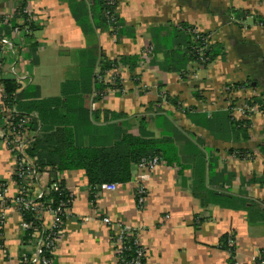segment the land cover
Masks as SVG:
<instances>
[{
  "label": "crops",
  "instance_id": "obj_1",
  "mask_svg": "<svg viewBox=\"0 0 264 264\" xmlns=\"http://www.w3.org/2000/svg\"><path fill=\"white\" fill-rule=\"evenodd\" d=\"M21 1L27 3L40 27L31 35L37 45L32 49L23 41L20 56L19 52L15 56L16 50L0 53V75L16 78L9 73L10 60L15 59L17 74L25 76L21 86H34L28 101L59 99L62 84L78 78L79 70L85 65L90 68L92 60L94 74L102 58L140 56L135 69L138 85L122 67L124 91H106L96 102L94 94L86 93L84 106L90 114L98 111V119H92L91 124L104 139L110 138L104 129L113 123L120 126L126 122L127 132L136 135L141 124L154 137H171L179 161L161 164L152 172H138L139 183L146 188L141 207L133 181L102 192L91 206L83 171L59 173L73 201L55 250V263L116 264L114 238L118 230L102 221V217H110L136 231L148 264H231L228 251L220 247L226 234L234 239V258L239 264H264L255 260L260 251L264 254V156L260 152L264 109H259L264 107V0H115L121 23L116 40L109 31H83L74 18L73 2L68 0H0V12L13 13ZM83 1L88 5L91 0ZM182 24L209 34L212 42L223 46L224 53L205 67L189 63L187 79L164 71L151 61L153 56L145 62L142 58L157 31L168 37L172 27L180 29ZM156 57V62L162 60L160 54ZM89 81L93 87V78ZM242 82L247 86L233 88L236 104L258 108L249 118L248 138L239 135L236 139L228 132L218 135L208 120L228 109L223 88ZM253 96L261 97V105H248ZM169 97L177 99L176 107ZM104 110L126 115L105 120ZM156 111L162 119L157 124L159 119L150 117ZM36 115L35 111L30 114ZM140 118H146L145 123H140ZM38 131L30 130L32 139ZM89 136H83L84 140ZM76 142H80L77 135ZM2 143L0 140V183L7 185L12 197L16 193L12 160ZM240 151L246 152L244 158L236 155ZM40 153L41 162L53 159L47 148ZM34 160L37 163L36 156ZM201 166L203 184H198ZM51 171L46 169L47 174ZM6 212L0 233V264H9V258L16 259L24 248L21 217L15 208Z\"/></svg>",
  "mask_w": 264,
  "mask_h": 264
},
{
  "label": "trees",
  "instance_id": "obj_2",
  "mask_svg": "<svg viewBox=\"0 0 264 264\" xmlns=\"http://www.w3.org/2000/svg\"><path fill=\"white\" fill-rule=\"evenodd\" d=\"M68 1L73 2L72 12L74 13V18L83 31L94 32L99 29L100 31H109L111 36L115 38L119 36L121 23L118 21L115 12V0H113L112 4H108V0H91L88 5L83 0ZM26 8L27 3L21 1L19 7L13 13L12 26L23 31L26 43L33 49L37 44L33 41L31 35L40 27L36 21L31 20V15L25 12ZM109 18H113V20L110 21ZM4 29L9 34L10 28L4 26ZM205 35L201 32L199 34L195 33L194 27L187 24H182L180 29L172 27L168 37L160 36L157 31L153 35L154 43H152L151 52L153 60L151 61L156 64L159 63L158 65L164 71L175 72L180 77H182L189 63H193L197 67H205L215 61L217 57L223 55V46L220 43H214L211 40L208 46L205 45L203 41ZM200 49H202L201 55L199 54ZM159 54L162 60L156 62V56ZM139 57L133 55L119 56L116 59L102 58L98 71L94 74L92 68L95 62L92 60L90 68L85 65L84 68L79 70L78 78L67 79L62 84V95L59 99H31L28 101L34 95V86L23 87L16 78H4L0 75V86L5 96L4 103L6 106L14 108L20 116H29L33 111L37 113L36 116H30L28 129L35 132L39 128V134L33 137L26 149L29 159L34 160L35 156L38 159L37 163L34 160L33 170L36 173H41L43 177H47L55 171L65 175V170L81 169L89 187L91 206H95L96 203V187L105 183H128L131 180L134 165L142 160L157 156L167 165L178 164L179 162L177 149L172 138L168 136L154 137L141 124L139 125L140 131L136 135L127 132L128 129L126 128L128 127L124 124L126 122H122L120 126L113 123L104 129L107 136L110 137L109 139H104L102 137L103 133L100 134L99 128L91 124L92 119H98V111L90 114L84 106L83 96L86 93L94 94L93 101L95 102L101 100L106 95V91L114 92L115 90L116 94L121 93L122 81L119 76H114V85H110L99 81L97 79L98 75L105 77L106 73L114 72L124 67L129 72V77L133 80V83L138 85L140 80H136L135 69L138 66ZM121 70H123L124 76L125 71L123 68ZM92 78L93 87L89 84V80ZM233 86H247V83H236ZM252 100L253 102L248 101L249 106L258 104L255 99L252 98ZM168 101L173 107L177 106V99L169 97ZM259 109L262 110L264 107L260 106ZM125 115V113H111L104 110L105 120L121 119ZM140 120L142 121L140 123H145L146 118H140ZM208 122L210 128L214 126L218 130V132L216 131L218 135L228 132L229 135H233L236 139H238L239 135L244 140L248 138L247 127L249 121L235 120L231 115L230 108L224 114H215ZM88 134L90 135L89 139L85 141L83 136ZM76 135L77 140L78 137L80 139L78 143L76 142ZM45 148H47L53 159L41 162L40 151L45 150ZM260 152L264 156V146L260 148ZM53 155H56L57 158H54ZM236 155L244 158L246 152L240 151ZM48 167L52 169L50 174L46 172ZM199 173L198 184H203L204 166H201ZM13 179L16 180L14 177ZM58 185L60 188L59 192L51 191L44 198L47 202L48 200L51 201L53 208L61 200H66L65 183L60 181ZM213 197L216 198V196ZM23 219L27 222H32L36 226L41 224L37 219V214L31 209H24ZM1 228L2 226H0V233L2 232ZM30 237L31 231H24L22 244L26 245ZM228 240V234L224 235L221 238L220 247L224 250H229V262L233 264L235 248L228 247ZM123 243L125 248L123 258L125 260L134 258L137 250L135 234L128 237ZM255 260L256 262L264 261L262 251L259 252V257Z\"/></svg>",
  "mask_w": 264,
  "mask_h": 264
},
{
  "label": "built area",
  "instance_id": "obj_3",
  "mask_svg": "<svg viewBox=\"0 0 264 264\" xmlns=\"http://www.w3.org/2000/svg\"><path fill=\"white\" fill-rule=\"evenodd\" d=\"M108 4H112L113 0H108ZM28 9H25L27 12ZM28 14V13H27ZM30 15V14H28ZM32 16V15H31ZM110 21L113 18H109ZM19 31L18 28H14V32ZM11 34H7L10 37ZM205 43V38H203ZM9 46L8 38H0V47ZM10 50V49H9ZM202 49L199 50V54H202ZM146 53L152 52V45L145 47ZM143 52V56L147 58V54ZM146 58H143L146 60ZM15 60V59H14ZM106 73L105 77L97 76L99 81L113 85L114 75L116 72ZM15 76L19 83L25 78V76L18 75L12 67L9 69V73ZM117 76V75H115ZM139 80V79H138ZM234 86H227L225 91L232 93ZM115 91V90H114ZM121 91H124L121 89ZM5 96L0 86V140L3 142L7 150L10 152L12 160V179L16 188V193L12 197L8 195V187L4 183H0V226L3 227L4 220L6 218V211L9 208H15L21 217L20 227L24 231L30 230L31 237L26 245H23L21 254L16 259L10 260L9 264H56L55 263V250L57 248L59 238L63 234L65 220L69 215V209L72 205L73 194L66 187V200H61L59 204L53 208L51 201H45L44 198L51 191L59 192L60 188L58 183L62 181V176L57 172H54L52 176L45 179L41 173H36L33 170L35 162L28 158L26 149L32 140L33 133L29 131L28 126L30 122V115L17 114L14 108L6 106L4 103ZM93 107V103H92ZM231 114H237L240 117L245 115L246 112L254 111V107H238L235 104L229 105ZM19 115V116H18ZM234 118V116H232ZM235 119V118H234ZM165 164V162L155 156L152 158L144 159L140 163L134 165L132 169L131 180L135 186L136 202L141 207L146 200V188L145 185L139 183L140 176L138 172H152L157 166ZM123 183H105L96 187L95 198L102 192L114 191ZM27 209L33 210L37 214V219L41 222L36 226L32 222H27L23 219V211ZM46 214H49V220H46ZM102 221L107 226L114 227L118 230L116 238H114V253L116 257V264H148L147 255L143 247L139 244L136 237V231L129 226H122L113 222L110 217H102ZM3 223V224H2ZM135 234V245L137 250L136 256L130 260L123 258L124 253V241L128 237ZM228 247H234V239L232 235H229ZM229 253V250H228ZM145 259V260H144ZM233 264H239L234 259Z\"/></svg>",
  "mask_w": 264,
  "mask_h": 264
},
{
  "label": "rangeland",
  "instance_id": "obj_4",
  "mask_svg": "<svg viewBox=\"0 0 264 264\" xmlns=\"http://www.w3.org/2000/svg\"><path fill=\"white\" fill-rule=\"evenodd\" d=\"M19 7V5L16 7V9ZM28 9V8H27ZM16 11V10H15ZM14 11V12H15ZM13 12V13H14ZM115 12H116V10H115ZM13 13H11V14H8V13H4V12H0V20H1V22H0V38H8V40H9V46H4V47H0V53H2V54H6L7 52H8V50L10 49V50H12V51H15L16 50V54H15V56H17V52H19V56L21 55V50L23 49V46H25V45H23V41H25V39H24V36H23V31L22 30H20L19 29V31H17V32H14V26H12V20H14V16H13ZM27 13L28 14H30V15H32V16H30V18H31V20H33V21H35V18L33 17V14H32V12L31 11H29V9H28V11H27ZM16 20V19H15ZM20 20V19H19ZM20 22V21H19ZM21 23H22V21H21ZM4 26H8V28H10L9 30H10V32H9V34H11L10 35V37H7V32L5 31V29H4ZM194 32L195 33H197V34H199V32L200 31H198L196 28H194ZM8 34V35H9ZM211 36L209 35V34H206L205 35V45H209L211 42ZM114 40H116V38L114 39ZM22 46V47H21ZM22 48V49H21ZM25 48V47H24ZM25 50V49H24ZM24 50H23V53H24ZM142 52H145L144 50L142 51ZM146 53V52H145ZM147 54V58L146 57H144L143 56V53H142V58H146V59H149V60H151V58H152V54H151V51H150V53H146ZM224 54V53H223ZM13 55V54H12ZM116 58H118V57H116ZM116 58H113V59H116ZM144 62H145V60H143ZM190 66V65H189ZM14 68V70L16 71V72H18V70H17V68H16V62H15V60L14 59H11L10 60V63H9V69L11 70V68ZM191 67H189V69L188 68H186V70L183 72V74H182V79L183 78H185V79H187V77L189 76V71L191 70L190 69ZM121 69H122V67L121 68H119V71L118 72H116V74L115 75H117V76H119V79L122 81V79H123V73H122V71H121ZM193 70H195L194 68H192V71ZM10 74H11V72H10ZM19 74V73H18ZM20 75V74H19ZM114 75V76H115ZM179 75V74H178ZM180 76V75H179ZM138 78H137V75H136V80H137ZM113 85H114V81H113ZM227 86H231L230 84L229 85H226L224 88H223V93H222V96H223V101L224 102H226L227 103V105H228V107H229V105H230V103L232 104L233 103V101H235L234 99H233V90H232V93L230 94V93H228V92H226L225 91V88L227 87ZM234 88V87H233ZM123 90V89H122ZM121 92H123V91H121ZM158 98V97H157ZM252 98L253 99H255V101L258 103V104H260L261 105V102H263L262 100H261V97L260 96H253V97H251V98H249L248 100H252ZM258 100V101H257ZM234 104H235V106L237 105L236 104V101L234 102ZM262 106V105H261ZM182 107V106H181ZM240 107H246V105H244V106H240ZM183 108V107H182ZM254 111H251V112H246V114L245 115H243V116H241V118H242V120H248L249 121V118L251 117V115L255 112V111H257V107L256 106H254ZM158 113H160L159 111H158ZM157 113V111L155 112V113H153V115L152 116H150L151 118H153V120H154V118H156V120L157 119H159L157 122H156V124L157 123H161V120L162 119H160L159 117L161 116V115H159ZM177 121V120H176ZM177 124H179V123H177ZM249 124H250V122H249ZM8 195H9V193H8ZM228 255L230 256V254L228 253ZM234 257H235V255H234ZM258 258V257H257ZM235 258H233V260H234ZM147 260V259H146ZM262 262H264V261H262ZM148 263V262H147Z\"/></svg>",
  "mask_w": 264,
  "mask_h": 264
}]
</instances>
